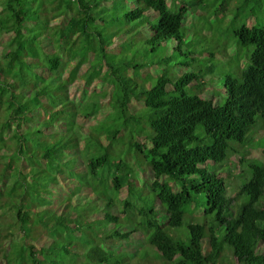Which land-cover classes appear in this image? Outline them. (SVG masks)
Returning a JSON list of instances; mask_svg holds the SVG:
<instances>
[{
    "label": "trees",
    "instance_id": "16d2710c",
    "mask_svg": "<svg viewBox=\"0 0 264 264\" xmlns=\"http://www.w3.org/2000/svg\"><path fill=\"white\" fill-rule=\"evenodd\" d=\"M215 1L0 0V221L32 220L34 208L14 215L12 182L29 188L46 166L61 174L59 187L78 185L79 204L93 203L80 219L94 244L78 247L91 264H128L137 253L126 245L136 239L158 262L264 264V164L251 167L235 198L207 167L229 163L231 142L249 143L257 116L264 124V20L250 11L234 31L244 66L241 78L225 76L222 106L200 88L213 67L154 70L177 66L167 54L174 44L190 61L208 59L194 41L205 38L200 23L212 25ZM263 3L222 0L216 13L234 22L246 6ZM207 57L216 60L214 52ZM78 80L92 87L81 100L71 95ZM70 163L75 179L60 169ZM198 197L204 218L186 212ZM238 197L249 201L236 212ZM66 212L55 208L48 245L26 241L28 264L56 247ZM17 235L0 241V264H11Z\"/></svg>",
    "mask_w": 264,
    "mask_h": 264
},
{
    "label": "rangeland",
    "instance_id": "374dc122",
    "mask_svg": "<svg viewBox=\"0 0 264 264\" xmlns=\"http://www.w3.org/2000/svg\"><path fill=\"white\" fill-rule=\"evenodd\" d=\"M169 3L171 4V0ZM213 3L214 4L210 6L209 11L207 12L208 19L210 20V23H212L211 26H208V28L211 29V32L207 27L202 26V23H200L198 30L205 32V36L203 35L205 38H198L194 41L195 44H199L200 46L201 43L206 47L205 56L208 59L195 62L190 61V58L185 57L180 51H175L174 48L176 47V44H174L169 50L170 52H167V54H172L173 63L177 64V66L174 68L163 66L161 68H154V70L156 75L157 71H161V73L166 72L168 75L174 71L179 75H183L188 71H198L199 69L205 70L208 66L213 67L214 73L207 76L205 79L209 84L201 86L200 88L207 91L203 96L204 98H211L216 106H222L225 103L226 98L225 93L222 92L225 76L230 73L236 78H241L243 71L242 67L244 66L239 64L240 57H237L238 51L237 44L234 42V31L243 24L244 15L249 14L250 11H254L258 14L263 21L264 3L263 7H260L257 4L255 6H246L243 13L240 15L241 20H236L234 22H232L230 18L216 13L217 9L222 5V0ZM192 20L193 17L189 15L187 24H191ZM200 34L202 35L201 31ZM190 38L192 37H186L185 42L190 43ZM186 49L187 46L184 45L182 51L188 56ZM253 50V46L244 49L240 53V56L242 54L250 55ZM212 52L215 53L216 60L207 57V54H211ZM190 64H192L191 67ZM91 91L92 87L85 85L82 80H78L71 87V95L75 100H81V98L88 95ZM198 134L199 136H204V133L198 132ZM249 137L250 141L246 144L231 142L232 151L230 152L231 158L229 163H223L220 165L209 163L207 165L210 171L218 172L219 175L225 177L228 187V196L231 198H235L242 185L251 178V167L253 165L264 164V158L261 155L264 150V124L260 116H257L256 125L253 127ZM12 157L13 156H11V159ZM12 160H14V164H16L14 157ZM40 169L42 170V175L39 179L30 178V182H33H29V188H27V185H20L13 189V185L16 181L12 182L13 185L11 184V199L14 205V215L21 209L31 210L34 208V211L37 212V214L31 215L32 220H30L29 223H26V225L18 223L16 225H5V219L0 221L1 242L4 241V235L6 232L11 231V233L14 232L15 234H18L16 236V241L19 243L14 246V249L9 256L11 264H28L29 261L24 251L27 247V240L29 243L36 245L38 250H40L41 247L48 245L50 242L49 234L56 223V221L51 220L52 218H55L53 216L55 208L65 209L67 212L58 220L60 230L56 247L44 252L43 255L39 253L38 264H91L87 260V257H83L81 253L78 252V247L79 245H85L88 243L94 244V239L90 238L86 234L87 230L81 227L82 221L80 219V216L84 213L94 211L92 209L93 203L86 204L87 201L82 199V203L79 204L77 196L79 193L78 185L71 184V186H67L64 182H61L62 185L59 187L57 185V179L61 180V174L58 175L57 171H52L46 166H43ZM60 169L73 175L74 179L76 178L75 166H73L72 163H70V170L65 166L60 167ZM12 178H19L16 170L12 172ZM248 201L249 199L246 197L236 198L233 205L234 210L239 212L240 205L243 202L245 203ZM204 205L205 204H203L198 197L192 207L189 206L186 209V212L188 213L187 215H191V212L193 213L196 211L195 214L198 215V217L204 218ZM99 240L100 239H98L95 244L102 242V239ZM126 246L131 254L135 255L137 253L134 257L129 256L131 260L128 264H173L171 262L167 263L163 260H159V262L156 261L160 258L158 254L154 252L152 247L149 245L147 246V243L145 247L144 245H140V240L138 239ZM261 250H264V247ZM78 255H80L79 258ZM63 261L67 263H63Z\"/></svg>",
    "mask_w": 264,
    "mask_h": 264
}]
</instances>
